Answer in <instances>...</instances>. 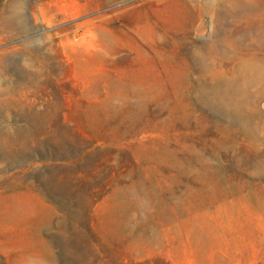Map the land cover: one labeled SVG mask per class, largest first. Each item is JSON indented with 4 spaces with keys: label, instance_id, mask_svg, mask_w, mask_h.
Masks as SVG:
<instances>
[{
    "label": "rangeland",
    "instance_id": "374dc122",
    "mask_svg": "<svg viewBox=\"0 0 264 264\" xmlns=\"http://www.w3.org/2000/svg\"><path fill=\"white\" fill-rule=\"evenodd\" d=\"M0 264H264V0H0Z\"/></svg>",
    "mask_w": 264,
    "mask_h": 264
},
{
    "label": "bare ground",
    "instance_id": "6f19581e",
    "mask_svg": "<svg viewBox=\"0 0 264 264\" xmlns=\"http://www.w3.org/2000/svg\"><path fill=\"white\" fill-rule=\"evenodd\" d=\"M6 150V149H5Z\"/></svg>",
    "mask_w": 264,
    "mask_h": 264
}]
</instances>
